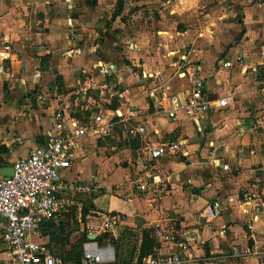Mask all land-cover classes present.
Listing matches in <instances>:
<instances>
[{"label":"crops","instance_id":"0c3cea01","mask_svg":"<svg viewBox=\"0 0 264 264\" xmlns=\"http://www.w3.org/2000/svg\"><path fill=\"white\" fill-rule=\"evenodd\" d=\"M157 11L160 18L153 20L149 0H0V153L4 154L0 158L11 169L53 128L54 107L35 99L29 102L27 96H59L58 92L73 89L83 72H93L99 79L109 73L122 93L112 107L125 113L131 110L138 115L135 120L146 121L151 132L148 142L184 145L183 154L153 161L156 166L150 169L144 164L150 160L145 151L148 143L125 141L124 155L130 165L125 178L135 193L123 198L124 193L115 195L117 191L113 194L105 185L108 192L100 195L96 178L92 202L103 215L94 219L103 223L104 215L119 214V228L107 233L122 237L132 230L138 246L133 256L140 251L145 231L152 236L151 224L165 219L188 242L196 264H264V209L253 223L255 241L248 238L247 228L254 213L250 207L243 212L247 200L264 207V130L254 129L253 119L264 105L258 87H253L260 73L264 77V2L244 9L243 24H225L227 29H220L217 41L218 31L202 40V35L169 22L160 5ZM253 27L260 28L263 37H257ZM234 32H239L237 39L231 35ZM231 44L232 50L221 58ZM238 55L244 56L245 67H223ZM192 66L200 69L193 72ZM253 67H258V73ZM193 73L203 78L212 99L230 98L228 109L212 110L198 128L184 113L168 119L158 112L161 91L187 94ZM102 147L91 145L88 155H102ZM84 157L64 174L65 182L81 177L77 166L89 160ZM223 165L230 170L224 171ZM136 179L155 181L157 192L138 191ZM253 185L258 189H251ZM217 199L225 210L217 219L207 220L204 213ZM4 227L0 219V264H11ZM254 243L263 249L258 263L250 255ZM236 245L249 256L233 259ZM114 250L119 264L138 261L131 252L129 260L122 249ZM174 252L171 245L158 243L149 255Z\"/></svg>","mask_w":264,"mask_h":264},{"label":"built area","instance_id":"2783aa9c","mask_svg":"<svg viewBox=\"0 0 264 264\" xmlns=\"http://www.w3.org/2000/svg\"><path fill=\"white\" fill-rule=\"evenodd\" d=\"M236 65L245 67L244 56L238 55L234 62L223 63V67L227 69ZM192 67L193 72L200 69L198 66ZM252 71L258 73L259 69L253 67ZM81 77L77 85L65 92L66 94L58 92L59 96L50 94L27 96L29 102L35 99L41 105L54 107L51 122L53 128L42 144L31 149L26 157L12 163L13 175H3V169L9 167L0 164V219L5 221L3 241L10 253L11 264H119L111 245L100 246L97 241H85L82 255L75 260L65 259L53 253L49 243L42 240L44 226L66 219L70 201L65 200V196L70 192L82 194L94 191L93 185L66 183L64 174L84 160V156L91 150V145L97 148L107 139L117 138L119 143L134 140L148 143L145 151L151 161L182 153L183 142L152 144L147 141L151 132L146 121L135 120L138 115L131 114V110L125 113L120 108L112 107L113 101L121 99L122 93L118 84L110 80L111 74H104V78L99 79L93 72H83ZM204 83L201 76L193 73L187 94L168 95L161 91V108L158 112L166 115L168 119H177L179 113H184L198 128L212 110L228 109L230 98L212 99ZM253 119L254 129L264 130V105ZM119 130L121 135H118ZM222 169L229 171L230 166L223 165ZM135 184L142 193L157 192L155 181L147 183L136 179ZM250 188L258 189L257 185ZM255 196L256 194H252L253 200ZM252 202L247 200L243 203V212L248 213L250 207L254 213L247 228L248 238L255 241L253 223L258 220V215L264 207L253 205ZM224 210L222 202L214 200L204 213V217L207 220L217 219ZM103 217L102 231L114 233L119 228L121 216L109 213ZM168 224L165 219L151 224L152 237L156 244L167 243L175 252L167 255H148L132 264H196L188 254L190 250L188 242L182 240ZM261 247L254 243L250 253L256 263L262 256ZM232 251L233 259L249 256L237 245Z\"/></svg>","mask_w":264,"mask_h":264},{"label":"rangeland","instance_id":"374dc122","mask_svg":"<svg viewBox=\"0 0 264 264\" xmlns=\"http://www.w3.org/2000/svg\"><path fill=\"white\" fill-rule=\"evenodd\" d=\"M263 0H149V7L153 10V20L160 18L157 11V5H160L165 10L164 14L170 19L169 22H176L179 29L182 31H193L196 35L201 36L199 39L203 40L204 36L212 31H218L214 39L217 41L222 29H227L225 24L235 23L243 24L244 14L243 11L246 7H250ZM176 10L179 13L170 12ZM171 13V14H170ZM150 22V23H149ZM152 23V20L148 21V26ZM145 24V22H143ZM237 25V26H238ZM236 26V27H237ZM211 29V31L209 30ZM244 29L243 25L241 30ZM253 32L256 33L257 37H263L261 35V29L256 27L252 28ZM234 31V30H233ZM192 33V32H191ZM192 33V34H194ZM237 32L232 33L233 39H237ZM245 30L239 34L240 39L243 38ZM254 35V34H253ZM233 47V44L229 45L224 49L221 58L226 53H229ZM220 58V59H221ZM258 84H253V87H258V96L264 100V77L260 73L257 77ZM250 124V123H249ZM140 146V145H138ZM134 147V146H133ZM102 155H86L88 161L84 164L77 166V172L81 175L80 178L75 180L66 181V183H82L85 185H97L95 179L99 178L98 194L103 195L108 191H105V185L109 186L112 193L117 191V194L124 193L125 195H131L135 193V189L126 181L125 174H128L130 165L128 164L127 157L124 155L127 150V145L124 141L118 142L116 139H107L103 142ZM2 148H0V152ZM0 155H4L0 153ZM148 159V158H147ZM145 165H148L151 169L156 166L155 162L146 160ZM155 168V167H154ZM87 174L88 178L85 177ZM133 177V173L131 174ZM83 179H87L84 181ZM95 195L91 193H74L70 192L68 196H65V200L70 201L69 212L66 220L63 223H55L51 227L42 233V240L48 242L50 249L53 253L60 255L63 258L78 257L82 251V244L85 241L90 240L93 237H98V242L102 246L111 245L115 249H122L123 254H127V259L131 252L132 257H136L138 261L143 259L149 254L153 253V248L157 246L156 242L153 241L150 232L145 231L144 242L140 248V251L133 256L138 247L135 239V234L132 230H129L125 236H113L109 233L102 232V222L96 221V216H102L97 208H95L92 199ZM164 211H172L171 209ZM173 214V212H172ZM158 217L157 214H155ZM129 229V228H128ZM136 227L133 226V230ZM99 233V234H97ZM39 241V239H37ZM96 240V241H97ZM189 250V255H190ZM130 260V259H129ZM128 260V261H129Z\"/></svg>","mask_w":264,"mask_h":264},{"label":"trees","instance_id":"16d2710c","mask_svg":"<svg viewBox=\"0 0 264 264\" xmlns=\"http://www.w3.org/2000/svg\"><path fill=\"white\" fill-rule=\"evenodd\" d=\"M114 108H115V107H114ZM0 157H1V156H0ZM4 163H5V162L0 158V164H4ZM63 222H64V221L60 222V224L63 223ZM53 225H54V223H51V224H48V225H46V226H44V227H51V226H53ZM44 227H43V230H42L43 232L47 229V228L45 229ZM44 229H45V230H44ZM153 241H154V239H153ZM69 258H73V259H75V260H78V259L80 258V256H78V257H72V256H70V257H68L67 259H69ZM65 259H66V258H65Z\"/></svg>","mask_w":264,"mask_h":264},{"label":"water","instance_id":"95a60500","mask_svg":"<svg viewBox=\"0 0 264 264\" xmlns=\"http://www.w3.org/2000/svg\"><path fill=\"white\" fill-rule=\"evenodd\" d=\"M2 173L5 176H11V175H13V170L12 169H3ZM91 240H95V237L91 238Z\"/></svg>","mask_w":264,"mask_h":264}]
</instances>
